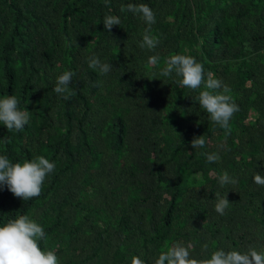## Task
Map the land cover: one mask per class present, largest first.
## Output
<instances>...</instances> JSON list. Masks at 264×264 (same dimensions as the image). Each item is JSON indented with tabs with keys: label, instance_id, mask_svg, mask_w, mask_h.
<instances>
[{
	"label": "trees",
	"instance_id": "trees-1",
	"mask_svg": "<svg viewBox=\"0 0 264 264\" xmlns=\"http://www.w3.org/2000/svg\"><path fill=\"white\" fill-rule=\"evenodd\" d=\"M129 3L155 13V50L138 47L147 25L121 12ZM106 15L120 25L106 31ZM176 54L231 88L239 111L227 129L195 100L203 87L159 75ZM93 55L112 71L89 68ZM66 71L75 73L69 100L54 92ZM9 95L30 119L19 132L0 124V155L13 163L43 155L56 167L38 197L0 188V226L35 220L47 237L39 247L58 264H154L174 242L190 243L196 259L261 250L264 186L253 176L264 177V0H0V98ZM203 135L205 147L193 149ZM224 171L235 186L220 187ZM216 192L230 202L224 215Z\"/></svg>",
	"mask_w": 264,
	"mask_h": 264
},
{
	"label": "clouds",
	"instance_id": "clouds-1",
	"mask_svg": "<svg viewBox=\"0 0 264 264\" xmlns=\"http://www.w3.org/2000/svg\"><path fill=\"white\" fill-rule=\"evenodd\" d=\"M108 0H106V3ZM121 12L128 11L137 15L144 21L147 27L142 34V40L138 42L140 49L155 50L159 44L157 37L152 35L151 26L156 23L153 10L145 3H129L121 6ZM120 17L106 15L103 19V26L110 31L114 25H120ZM160 57L152 55L148 58L149 65H157ZM89 68L100 75H107L112 71L110 63L101 62L98 56H91L87 59ZM165 66L160 69L162 77H173L175 83L180 87L195 91L203 87V90L195 96L201 109L205 110L211 122L222 129L229 127V122L234 113L239 111L231 95V88L221 79L216 78L212 72L205 73L204 66L190 55L176 54L169 56L164 61ZM75 73L66 71L57 76L54 92L64 100H69L75 93L70 88L72 77ZM30 115L27 109L19 108V100L14 95L0 98V124L4 125L8 132L22 131L29 123ZM191 147L204 148L206 141L203 136L194 137ZM207 162H219L218 153H203ZM56 164L50 162L43 155L36 156L32 160L23 163H13L5 155H0V188L6 186L15 197L23 201L38 197L41 194L42 185L46 177L53 173ZM221 188L226 185L235 186L238 179L224 171L217 177ZM253 182L258 186H264V177L259 173L254 174ZM227 194L215 193L214 210L219 215H224L229 207ZM46 233L43 227L27 215H20L18 218L8 221L0 226V264H58L54 251H42L38 245L39 240H46ZM206 251L209 247L204 244ZM192 245L183 242H174L171 245L165 244L163 251H160L154 264H264V245L261 250L249 247L246 251L236 250L225 251L218 249L210 254V258L196 259L191 256ZM131 264H145L138 257H133Z\"/></svg>",
	"mask_w": 264,
	"mask_h": 264
}]
</instances>
